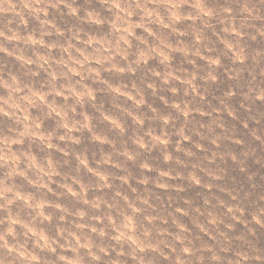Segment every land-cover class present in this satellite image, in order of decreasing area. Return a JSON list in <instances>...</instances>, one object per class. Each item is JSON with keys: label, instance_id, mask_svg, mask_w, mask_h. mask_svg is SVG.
Returning a JSON list of instances; mask_svg holds the SVG:
<instances>
[{"label": "clouds", "instance_id": "obj_1", "mask_svg": "<svg viewBox=\"0 0 264 264\" xmlns=\"http://www.w3.org/2000/svg\"><path fill=\"white\" fill-rule=\"evenodd\" d=\"M0 264H264V0H0Z\"/></svg>", "mask_w": 264, "mask_h": 264}]
</instances>
